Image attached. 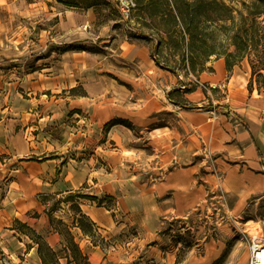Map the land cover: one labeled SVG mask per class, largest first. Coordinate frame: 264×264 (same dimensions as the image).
Returning a JSON list of instances; mask_svg holds the SVG:
<instances>
[{"label": "rangeland", "instance_id": "374dc122", "mask_svg": "<svg viewBox=\"0 0 264 264\" xmlns=\"http://www.w3.org/2000/svg\"><path fill=\"white\" fill-rule=\"evenodd\" d=\"M124 1L127 13L121 0H97L91 7L58 0H0V264H43L38 240L51 243L62 264H89L84 259L69 263L60 251L70 236L59 220L72 228L87 253L94 245L73 225L78 214L73 202L64 201L69 191L94 196L92 184H80L74 168L71 179L62 180L64 165L83 161L99 174L128 172L134 180L156 183L171 168L166 152L156 150L165 146L154 148L156 122L179 128L165 145L179 144L173 152L180 157L187 132L178 107L165 98L167 73L161 83L164 108L156 114L149 101L155 94L153 78L141 79L140 62L199 76L212 70L210 62L229 56L236 64L247 61L252 83L264 87L258 50L246 49L245 36L236 38L245 29L264 38V15H255L251 0ZM169 94L181 100L178 90ZM60 178L56 186L64 194L50 192ZM102 196L84 200L117 208L112 196ZM214 203L167 219L160 232L168 242L163 250L176 253L181 262L193 247L201 250L198 244L207 232L219 234L216 214L223 210ZM257 210L264 217V203ZM51 214L57 220L53 226ZM114 216L106 235L96 227L99 244L94 246L102 249L106 264H139L146 246L139 244L134 218L119 212ZM54 226L62 234L54 233ZM226 254L215 264H224Z\"/></svg>", "mask_w": 264, "mask_h": 264}, {"label": "crops", "instance_id": "0c3cea01", "mask_svg": "<svg viewBox=\"0 0 264 264\" xmlns=\"http://www.w3.org/2000/svg\"><path fill=\"white\" fill-rule=\"evenodd\" d=\"M139 66L142 80L153 78L155 94L149 101L155 104L156 114L164 108L161 83L164 71L167 73L165 98L178 107L180 121L187 132V143L181 146L180 157L173 152L179 144L165 145L179 128L156 122L154 148L165 146L156 150L165 151V162L171 165L156 183L134 180L128 172L99 174L96 168H89L83 161L74 167L64 165L62 180L69 181L74 168L80 184H92L90 194L98 201L102 195L112 196L110 199L117 204V210L106 207V201L97 205L81 198L79 202L104 235L114 227V213L134 218L133 224L140 232L139 244L146 246L139 264H215L225 251L224 264H249L250 241L264 234V217L257 210L264 203L262 83L258 85L255 80L252 83V68L247 61L229 70L225 59L219 58L210 62L212 70H204L199 76L190 71L176 74L154 61L144 60ZM201 82L217 87L206 89ZM173 90L179 91L181 100L170 97ZM164 165L163 161L160 168ZM59 182L61 178L50 192L59 191L56 186ZM215 201L219 203L217 210H223V215L216 214L219 234L207 232L203 242L198 244L201 250L193 247L181 262L176 253L163 250L168 242L160 232L167 219L189 216L200 207L210 209L209 204ZM78 230L82 235L80 228ZM76 241L91 264H106V256L99 246L92 245L87 253L84 245L77 238Z\"/></svg>", "mask_w": 264, "mask_h": 264}, {"label": "trees", "instance_id": "16d2710c", "mask_svg": "<svg viewBox=\"0 0 264 264\" xmlns=\"http://www.w3.org/2000/svg\"><path fill=\"white\" fill-rule=\"evenodd\" d=\"M58 1L63 3V4L69 5V6H82V5H84V4H82L83 2H78L76 0H58ZM80 1H85V5H84L85 7H91V6H94L95 4L98 3L97 0H80ZM251 4H252V6H255L257 9V12H255V15H264V0H251ZM259 35H260L259 33L250 34L249 30L245 29L244 34L241 32H238L236 34V38H240L242 41V38L244 36L246 37V42H245L246 49L254 47L256 50H258V53H259L258 54V63H260V65H262L264 68V42H263L264 38H262L261 35L260 36ZM192 39H193V35H192ZM240 59H242V56H239L238 60H240ZM236 63H237V60H235V62H234V61L230 60L229 56H228V58H226V64H227L228 69H231L232 66L235 65ZM76 89L77 88H74L72 90L76 91ZM84 95H87L86 91L84 92ZM170 97H171V94H170ZM81 198H89V199H93V200L97 199L96 196H86V195L76 194V192H70L64 198V201H66V202L72 201L73 202V208L78 213L77 214L78 216L76 215L74 217V222H73L74 224L73 225L80 228V230L82 231V233L84 235L90 237L92 239V242L94 245H98L99 243L95 239L97 237L96 224L82 210V208L79 204V199H81ZM53 210H54V208H53ZM50 221L52 223V226L54 223H56L55 221H57L52 214L50 215ZM58 223L65 227L66 232L70 236V238H68V240H67V243L62 244L63 247L60 249V251L64 252L65 257L67 258L68 262L71 263L74 260L76 263H78L80 261V259H84L87 263L91 264L89 262L88 256L84 253V251L82 250L79 243L75 240V237L72 234V228L68 224L64 223L62 220H59ZM23 225H25V224H23ZM31 230L34 233H36L35 230H33V229H31ZM54 232L62 234L61 229H59L58 227H55V226H54ZM38 238L42 239V236L38 234ZM36 243L38 244V253L42 259L43 264H62L60 253H58V251H56L49 243L44 242V241H40V240H38Z\"/></svg>", "mask_w": 264, "mask_h": 264}, {"label": "built area", "instance_id": "2783aa9c", "mask_svg": "<svg viewBox=\"0 0 264 264\" xmlns=\"http://www.w3.org/2000/svg\"><path fill=\"white\" fill-rule=\"evenodd\" d=\"M122 3H123V10L125 13H127V10L125 7L128 8L129 10V5L125 6V1L124 0H121ZM128 3V2H127ZM201 85L202 87L206 88V89H212V88H216L217 86L216 85H211V84H207V83H204V82H201ZM264 245V239L262 238H259V237H253L250 241V251H251V255H250V261H249V264H258V253L259 251L262 249ZM260 264H262L260 262Z\"/></svg>", "mask_w": 264, "mask_h": 264}, {"label": "bare ground", "instance_id": "6f19581e", "mask_svg": "<svg viewBox=\"0 0 264 264\" xmlns=\"http://www.w3.org/2000/svg\"><path fill=\"white\" fill-rule=\"evenodd\" d=\"M258 258H259L258 259V264H260V262L262 264H264V245H263L262 249L258 253Z\"/></svg>", "mask_w": 264, "mask_h": 264}]
</instances>
